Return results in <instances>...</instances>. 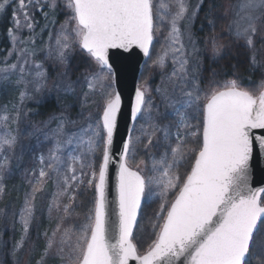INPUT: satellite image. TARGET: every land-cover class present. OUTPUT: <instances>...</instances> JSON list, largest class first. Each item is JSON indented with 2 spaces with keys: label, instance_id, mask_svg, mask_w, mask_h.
I'll return each mask as SVG.
<instances>
[{
  "label": "snow or ice",
  "instance_id": "obj_1",
  "mask_svg": "<svg viewBox=\"0 0 264 264\" xmlns=\"http://www.w3.org/2000/svg\"><path fill=\"white\" fill-rule=\"evenodd\" d=\"M10 2L17 7L11 13L14 28L8 29V36L18 55L17 63L0 69L4 74L0 82H11L9 73L18 70L14 83L25 86L21 103L32 99L28 85L36 92L45 87L44 64L34 59L39 35L35 30L40 25L29 8L43 12L42 31L56 23L49 14L54 16L62 8L70 15L55 33V44L48 46L47 55L62 66L74 53L85 57L89 70L83 75L88 88L83 103L90 95L100 96L99 102L92 100L99 110L95 121L89 116V123L78 130H65L66 124L76 121L63 112L41 122L47 126L56 121V127L44 133L46 139L51 136L52 147L47 156L39 157L35 180L28 181L31 188L19 217L23 234L13 245V255L31 259L33 249L25 245L37 195L51 180L56 192L49 212L54 207L63 215L57 217L50 236L45 231V247L36 264H47L48 259H58L60 264H264V187L255 186L264 181H253L250 172L257 144L264 152V79L249 90L239 78L216 80L213 71L205 83L201 61H190L184 45L187 36L192 53L197 52L190 25L200 5L190 12L188 0H63V4L61 0H0V13L6 12ZM229 7L230 32L252 50L251 66L258 67L255 43L264 41V0H238ZM165 21L169 24L167 47L153 61L164 68L171 54L173 68L167 85L155 89L164 110L159 111L147 88L136 89L131 117L145 118L146 126L141 125L140 136L129 135L122 143L115 199L110 201L109 168L122 103L111 53L131 54L138 49L151 57L154 36ZM24 29L30 33L27 37L19 35ZM222 47L213 38L214 56ZM26 72L31 80L25 79ZM58 76L60 83L53 88L64 92H74V83L80 82L69 78L66 67ZM19 122V109L12 115L7 106L0 107V196L6 175L12 174L19 143L18 128L9 125ZM34 128L41 130L38 125ZM20 147L23 150L24 145ZM141 152L150 167L143 159L135 160ZM82 186L93 191L92 206L78 228L65 226L79 206ZM154 200L159 201L158 207L141 225L142 203ZM134 230L147 236L143 249L134 242ZM15 264H20V257Z\"/></svg>",
  "mask_w": 264,
  "mask_h": 264
},
{
  "label": "trees",
  "instance_id": "obj_2",
  "mask_svg": "<svg viewBox=\"0 0 264 264\" xmlns=\"http://www.w3.org/2000/svg\"><path fill=\"white\" fill-rule=\"evenodd\" d=\"M200 5L199 9L196 12V16L192 20V32L195 36V39L198 43L203 42V40H208L210 44H212L213 38H215L218 45H222L223 50L220 51L218 56L213 55L212 48H210L206 53H204V57L202 60L203 65V77L205 79V83L207 80L212 77V72L215 71L217 76L215 77L218 81H227L231 79L239 78V82L242 86L248 88L249 90H254L259 82L264 79V60L262 56V46L264 45V41H260L256 39L255 43V54L257 60L259 61L258 67H252L250 63V57L253 55L251 49L248 48L246 44L234 42L236 39L234 35H232L229 31L227 32L228 20L231 15V8L229 5H234L235 0H199ZM215 5V7H213ZM17 7L16 2H10V6L7 8L5 13H1L0 15V69L4 68L7 64H11L15 58H9L6 60L5 55L9 50L10 46V38L8 36V29L14 28L13 24V16L11 15L12 11ZM29 11L34 14L35 19L39 22V25L42 26L46 23L43 12L38 9L29 8ZM44 11H48L47 8ZM22 17V15H21ZM55 19V24H49L48 28H44L43 31L41 27L38 26L36 28V32L39 33L38 36L35 37L36 46L38 48L37 55L34 59L39 60L46 51L47 46H49V32H53V29L56 25L64 21L65 13L63 9H58L54 14H49V20ZM212 23H209V21ZM30 33L27 29L21 32L20 35L27 37ZM255 39V38H254ZM18 47H23V45H19ZM155 49V46L151 47V57L152 53ZM82 55L79 53L74 54L69 62V65L72 69V77L79 81L83 80V75L87 72L86 62L83 60ZM150 60V57L146 59L143 63L141 71L138 76V82L144 81L146 76L147 62ZM41 61V60H40ZM76 94V96H75ZM81 94V91L79 92ZM78 93H74L71 96H63L62 98L52 99L50 97L42 98L40 101H32L30 103L27 102L24 105L20 112V125L23 131V134L19 137V155L27 154L28 152H32L35 156L37 154L36 149L33 145L26 146V139L32 138L35 128L34 125H40L42 121H47L50 116L56 115L59 112L66 113L68 117L71 119L74 117L79 118V100ZM61 103V104H59ZM89 106H92L93 103L88 99ZM145 122V118L138 117L131 128L130 135L135 138L140 136V128ZM24 145L23 150L20 145ZM46 145L42 142V145H37V151L39 149L41 152L48 154L49 148L45 149ZM143 159L145 163L150 167V160L145 156L142 152L138 154L135 158L136 161ZM17 172V171H16ZM12 172L11 175H6L4 180V184L6 185L5 192L2 196H0V216L2 213L6 212V214H10L15 212L23 202V198L27 191V186L24 183L23 179L19 180L17 176ZM82 190V195L77 197L78 207L76 208V213L73 216L66 220L65 226H73L78 228L81 223L84 222V213L92 206L91 201L93 199V191L92 190ZM158 200H154L151 203H142V214L144 219L140 221L141 225L146 223V219L148 216L153 214V211L158 207ZM78 214V215H77ZM63 215L62 212H58L57 217ZM16 219V212H15ZM48 221V228L46 230L43 229V225H38L40 229H36V223H33L30 226L28 237L33 239V232L38 231L37 233L41 236L38 238L37 244L39 247L43 248L44 240L43 235L45 231L48 232V229L51 227L53 220L47 218H42L41 222L44 220ZM11 223H3L1 226L2 234V251L0 252V256L4 260H8L11 255V250L8 249L7 241L9 240V225ZM17 225V230L21 232L20 226ZM44 230V231H43ZM43 231V232H42ZM14 235H18V233H14ZM10 242V241H9ZM134 242L138 244L141 249L146 247L147 244V236L143 231L134 230ZM40 248V249H41Z\"/></svg>",
  "mask_w": 264,
  "mask_h": 264
},
{
  "label": "rangeland",
  "instance_id": "obj_3",
  "mask_svg": "<svg viewBox=\"0 0 264 264\" xmlns=\"http://www.w3.org/2000/svg\"><path fill=\"white\" fill-rule=\"evenodd\" d=\"M199 0H188V4L190 6V12L192 9L196 8V6L198 5ZM238 3V0H235V4ZM61 4H63V0H61ZM234 4V5H235ZM174 8V5H173ZM65 13V19L64 21L68 18V16L70 15V13L67 10H64ZM1 15V13H0ZM232 16V11H231V15L229 17L228 20V26H227V32H230L229 29V23H230V19ZM21 19H23V17H21ZM64 21H62L61 23H59L58 25H56L53 29V37L49 42V45L54 46L55 44V33L59 30L60 25L64 23ZM183 23V22H182ZM191 25H192V21H191ZM190 25V30L193 36V40L195 41V46L197 49V52L195 54L192 53V43H190L187 39V36L184 37V45H185V53L186 55H188V58L190 61L194 60V59H198L201 61L203 60L204 57V53H206L210 48H212V44L209 43L208 40H203V42L198 43L197 40L195 39V36L192 32V26ZM25 31V29L23 30V32ZM169 31V24L167 23V21H165L164 23L161 24L160 26V30L155 34L154 36V40H153V45L155 46V49L152 53V57H150V60L147 62V67H145L146 71V76L144 78V81H137V85L138 87L141 88H147L148 89V94L151 97L152 101L154 104L159 106V111H163L164 110V105L161 103V94L158 93L157 91H155V89L157 87H164L167 85V78L168 75H170L172 68H173V64H172V58H171V54H169V57L166 61V66L164 68H160L158 66H155L153 64V61L156 59L157 55L162 53L163 49L167 47V41H166V37ZM231 33V32H230ZM20 35V33H19ZM236 38V37H235ZM234 42H239V43H243L245 44V42L241 39H234ZM36 46V45H35ZM9 50L5 55L6 60L9 58H12V56L15 58L14 61H12V63H17V55L18 53L13 51V44L12 41L10 39V46H9ZM37 47V46H36ZM38 49V48H37ZM223 48H221L220 51H222ZM48 53V46L46 51L42 54L43 56L37 60L38 62H42L44 64V70L47 73V81L45 84V87L40 91V92H36L33 87L31 85H28L27 88V92L28 95L32 97V99H25L22 103L20 100V91L24 90V85L21 84L19 86L15 85V81L19 78L20 73L17 70L15 73H9L10 75V81L11 82H0V107L3 106H7V110L10 114L15 115V112L17 109H19V111L21 112V109L24 105L32 101H40L42 98L45 97H50L52 99H57L59 100V98H62L63 96H71L74 93H78V100H79V118L76 116L74 118H70L68 117V115L66 113L65 116H67L69 118V120H75L76 124H72V123H68L66 124V128L65 130L67 132H71V131H75L78 130L80 126H86L89 123V116L92 117V121L94 122L97 115L99 114V110L96 106V104H93L92 106H89L88 101L87 103H83L84 101V96L83 94L85 92H88V88L87 85L84 83V81H80L79 83H74V88L75 91L74 92H64L60 89H55L53 88V84L56 83H60V77L58 76V71L64 70V68L66 67L68 72H69V78L72 81H77L75 78L73 79L72 77V69L69 65V63L67 65H58V62L55 61L54 59H51L48 57L47 55ZM78 53V52H77ZM74 53V54H77ZM73 54V55H74ZM72 55V56H73ZM71 56V57H72ZM262 56L264 57V45L262 46ZM70 57V59H71ZM32 59V58H30ZM41 60V61H40ZM83 60L86 62V67L85 69H87V71L89 70V62L86 60V58H83ZM264 60V58H263ZM23 61L21 60L20 63H22ZM31 66L28 65L26 66V68H30ZM94 68V65H93ZM4 74L0 73V77H2ZM25 79L31 80L32 76L28 75V73H25ZM81 91V94H79V92ZM76 96V94H75ZM90 101L95 100L97 102L100 101V96L99 95H95L92 96L90 95L88 98ZM61 104V103H59ZM155 109L153 110V115H155ZM61 114V112H59L58 114H56L57 116H59ZM142 119H144L142 117ZM49 119H47L48 121ZM20 123V122H19ZM146 126V123L144 122V124ZM9 127L17 129L18 128V136L20 137L23 134L22 128L20 124H10ZM40 127V131H34V134L32 136V138H27L26 141V146L28 145H33V147L36 149L37 154L34 156L32 154V152H28L27 154H23L22 156L19 155V143L15 149V153L16 156L19 157V159L16 158V156L13 157L12 159V172H14L15 176H17V178L19 180H21L20 178L23 179L24 183L27 186V191H30L31 185L28 183L29 180H35V177L33 176V172H36L38 174L39 168L41 167L40 161H39V157L43 154L44 156H47L48 154L41 152V150L43 149H39L37 151V145H42V142L45 143L47 148H51L52 147V138L51 136H49L48 139L45 138L44 133L49 132L50 129H54L56 127V121L52 120L50 122L47 123V126H45L43 123H41L39 125ZM140 134V132H139ZM158 136L160 135L159 133L157 134ZM17 171V172H16ZM51 175H54V173H50ZM20 177V178H19ZM83 188V186H82ZM56 192V186L55 184L50 180L45 188L44 191L40 194L37 195V199H36V204H35V210H34V219L32 221L33 223H36V229H40V227H38V225H43V229L46 230L48 228V221L45 219L43 221V223L41 222L42 218H49L50 220H53V223L51 225V227L48 229V235L50 236L52 233V229L55 228L56 224H57V220H56V216L58 214V211L56 210V208H52L51 209V213L49 212V204L52 201V197L53 194ZM24 200H25V196L23 198V202L20 204V206H18L16 212V219L15 216H12V213L6 215V212L2 213L0 216V233L2 234V230H1V226L2 224L5 222L7 223H11L9 225V240L7 241V246L8 249L11 250V255L10 258L7 260H4L1 258L0 256V264H15L16 260L18 257H20V264H36V261L40 259L41 255L43 254V250L45 247V236L43 235V240H44V246L43 248L39 247L37 244L38 238L40 239L41 236H38L40 234H38L37 230L33 232V239H30L29 237H27V244L25 245V247H31L33 249L32 251V255H31V259H29V257L27 255H23L21 256L19 253H17V255H13L12 249H13V245L15 244V242L17 240L20 239L22 233V226L20 224L19 221V217H20V212L23 208V204H24ZM14 212V213H15ZM17 223L20 226V230L21 232H19L17 230V225H15L14 223ZM31 224V225H32ZM43 230V231H44ZM42 231V232H43ZM14 233H18V235H14ZM10 241V242H9ZM41 248V249H40ZM2 251V241H1V235H0V252ZM47 264H60V261L57 259L55 261H53L52 259H48L47 260Z\"/></svg>",
  "mask_w": 264,
  "mask_h": 264
},
{
  "label": "water",
  "instance_id": "obj_4",
  "mask_svg": "<svg viewBox=\"0 0 264 264\" xmlns=\"http://www.w3.org/2000/svg\"><path fill=\"white\" fill-rule=\"evenodd\" d=\"M117 82L115 88L122 97L121 111L117 115V128L114 133L113 163L109 168L108 198L115 199L116 172L120 159L122 143L127 140L134 120L131 117V108L135 103V91L138 88L137 81L145 57L138 49L129 53L123 50H112L111 53ZM251 179L253 181H264V152H261L257 144L253 157L250 161ZM256 187H264V183H256Z\"/></svg>",
  "mask_w": 264,
  "mask_h": 264
},
{
  "label": "bare ground",
  "instance_id": "obj_5",
  "mask_svg": "<svg viewBox=\"0 0 264 264\" xmlns=\"http://www.w3.org/2000/svg\"><path fill=\"white\" fill-rule=\"evenodd\" d=\"M135 121V120H134ZM134 123V122H133ZM133 125V124H132ZM131 128H132V126H131ZM130 131H131V129H130ZM130 135V134H129Z\"/></svg>",
  "mask_w": 264,
  "mask_h": 264
}]
</instances>
